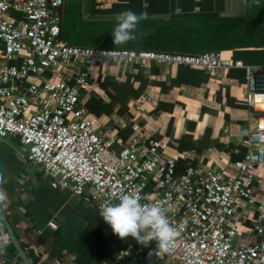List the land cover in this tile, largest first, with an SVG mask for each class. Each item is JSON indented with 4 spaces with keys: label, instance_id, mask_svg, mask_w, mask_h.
I'll use <instances>...</instances> for the list:
<instances>
[{
    "label": "built area",
    "instance_id": "2783aa9c",
    "mask_svg": "<svg viewBox=\"0 0 264 264\" xmlns=\"http://www.w3.org/2000/svg\"><path fill=\"white\" fill-rule=\"evenodd\" d=\"M96 1L109 8L120 0ZM64 5L65 0H0V138L17 136L24 158L39 166L55 188L71 190L98 210L137 194L141 204L164 208L179 233L172 251H159L154 240L148 246L139 243L122 250L116 264L158 257L179 264H264V200L257 174L264 166V64H247L222 52L72 46L59 38ZM121 62L186 65L211 75L244 69L245 104L258 122L242 134L245 155L233 162L234 171L193 164L198 157L193 150L169 153L177 144L147 135L132 113L115 114L109 127H95L83 92L95 66ZM103 96L108 98L109 91ZM136 110L142 115L141 104ZM130 127L135 135L117 149L118 131ZM234 152L223 151L219 158L228 162ZM178 158L186 162L183 171ZM240 209H247L244 222Z\"/></svg>",
    "mask_w": 264,
    "mask_h": 264
},
{
    "label": "crops",
    "instance_id": "0c3cea01",
    "mask_svg": "<svg viewBox=\"0 0 264 264\" xmlns=\"http://www.w3.org/2000/svg\"><path fill=\"white\" fill-rule=\"evenodd\" d=\"M245 10V0H226L227 14H244ZM221 52L234 59L232 51ZM138 65L144 68L148 82L144 83L142 96L128 100L124 113L119 111V105L111 111L109 108L91 110L87 106L86 102L96 95L109 102L111 89L109 97L105 98L103 94L106 90L101 85L125 79L120 63L104 69L94 67L91 85L83 92L82 98L95 127H109L114 122L115 114L123 116L132 113L139 119L147 135L162 138L172 145H185L187 147L183 150H193L197 154L195 161L198 165L204 164L206 168L217 170L229 165L225 160H222V165L219 164L215 159L217 154L219 156L231 148L235 150L233 154L244 150L242 134L255 128L258 122L256 114L248 107H241L248 94L246 72L245 81H240L231 77L226 69L214 75L205 70L210 76L206 83L200 86L183 83L168 90L170 82L178 74L176 65ZM128 71L135 72V64H130ZM134 85L137 88L141 84L136 81ZM230 98L240 107L229 102ZM141 101L144 102L142 115L136 110ZM160 104L167 107L174 104L173 111L162 110ZM122 132L129 137L135 135L133 127ZM122 132L118 131L120 141L117 149L128 140L120 137ZM200 141L206 146L199 152ZM173 152L180 151L173 145ZM0 172L6 181L3 188L8 193V201L3 205L7 219L20 240L26 242L34 253L40 252L33 257V261L37 260L36 264H116V256L122 250L139 244L131 236L121 239L114 234L110 225L100 217L95 203L86 201L69 189L55 188L50 177L39 166L30 164L24 158L17 136L0 138ZM257 174L258 185H261L264 183V166L258 169ZM246 210H239L243 222ZM245 223L250 224L251 220ZM3 226L0 221V250L10 243L7 232L2 230ZM0 264L23 263L17 257L10 261L0 256ZM120 264L179 263L169 257H158L151 261L125 260Z\"/></svg>",
    "mask_w": 264,
    "mask_h": 264
},
{
    "label": "trees",
    "instance_id": "16d2710c",
    "mask_svg": "<svg viewBox=\"0 0 264 264\" xmlns=\"http://www.w3.org/2000/svg\"><path fill=\"white\" fill-rule=\"evenodd\" d=\"M245 6L244 14H227L226 0H120L109 8H99L96 0H65L59 38L72 46L85 48L189 55L230 50L234 59H242L247 64H261L264 62V0H259V5H256L254 0H245ZM127 10L138 14L146 13L147 19L141 21L138 26L136 40L124 45H115L113 43L115 17ZM129 65L126 62L120 63L121 72L125 74L124 80L101 85L106 91L111 89L109 102H105L98 95L86 102L91 110L99 108L102 111L109 108L111 111L119 105V111L124 113L129 99L142 96L144 83L148 82L144 68L136 63V71L129 72ZM176 66L178 74L170 82L168 90L183 83L200 86L209 80V74L203 69L186 65ZM227 70L231 77L245 81L244 69ZM136 81L141 84L137 88L134 85ZM228 101L240 107L231 98ZM173 105L167 107L166 104H160V108L173 111ZM242 105L244 106L241 107H247L246 104ZM120 137L123 140L131 138L125 132H122V135L120 133ZM201 141L198 143L199 152L206 146ZM185 147L187 146L179 144L176 150L182 151ZM244 155V150L232 154L228 163L241 159ZM192 163L197 164L196 161ZM185 164L184 159L178 158L180 171L184 170ZM2 230L7 232L5 226ZM17 238L20 240L19 236ZM20 241L33 259L34 251L26 242ZM0 256L11 261L16 258L17 250L10 242L7 247L0 250ZM36 262L37 260H34L35 264Z\"/></svg>",
    "mask_w": 264,
    "mask_h": 264
},
{
    "label": "clouds",
    "instance_id": "9594fccd",
    "mask_svg": "<svg viewBox=\"0 0 264 264\" xmlns=\"http://www.w3.org/2000/svg\"><path fill=\"white\" fill-rule=\"evenodd\" d=\"M254 3L259 5V0H254ZM145 19L147 14L143 12L138 14L127 10L119 13L115 17L113 43L124 45L136 40L138 26ZM5 182L4 175L0 172V206L8 201V193L3 188ZM141 199L138 194L120 196L118 202L102 205L99 215L121 239L131 236L145 246L154 240L159 251L169 253L179 235L178 230L170 224L163 207L158 204L143 205L140 203Z\"/></svg>",
    "mask_w": 264,
    "mask_h": 264
},
{
    "label": "water",
    "instance_id": "95a60500",
    "mask_svg": "<svg viewBox=\"0 0 264 264\" xmlns=\"http://www.w3.org/2000/svg\"><path fill=\"white\" fill-rule=\"evenodd\" d=\"M0 219L7 229L9 242H11L17 250L16 257L19 258L23 264H35L33 259L30 257L28 251L22 247V242L17 238L14 232V228L12 227V225L9 223L7 219V215H6V212L3 206H0Z\"/></svg>",
    "mask_w": 264,
    "mask_h": 264
},
{
    "label": "rangeland",
    "instance_id": "374dc122",
    "mask_svg": "<svg viewBox=\"0 0 264 264\" xmlns=\"http://www.w3.org/2000/svg\"><path fill=\"white\" fill-rule=\"evenodd\" d=\"M97 2V1H96ZM98 5V4H97ZM99 7V6H98ZM111 7V6H110ZM99 8H101V7H99ZM140 104H142L141 106H143L144 107V102H142L141 101V103ZM237 132V131H236ZM169 153H175V152H173V149H170L169 150ZM215 159H216V161L217 162H219V164H223L224 163V161H222L220 158H219V156H218V154H217V156L215 157ZM229 165V167H230V169H231V171H234V166H233V162H231V163H228ZM228 166H225V167H228ZM259 186V198L260 199H262V200H264V183H262L261 185L259 184L258 185Z\"/></svg>",
    "mask_w": 264,
    "mask_h": 264
}]
</instances>
